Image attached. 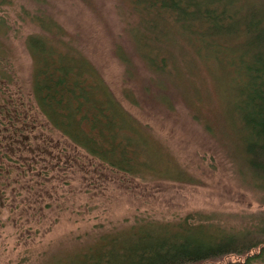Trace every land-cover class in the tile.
Returning a JSON list of instances; mask_svg holds the SVG:
<instances>
[{"label":"trees","instance_id":"trees-1","mask_svg":"<svg viewBox=\"0 0 264 264\" xmlns=\"http://www.w3.org/2000/svg\"><path fill=\"white\" fill-rule=\"evenodd\" d=\"M34 1L36 8L22 7L21 12L22 21L36 28L24 39L32 63L27 109L37 111L49 131L58 132L125 177L193 183V177L150 125L123 106L75 36L47 11L45 0ZM11 3L0 0V7ZM116 3L126 20L123 30L129 45L115 44V55L124 67V81L138 79L133 62L136 57L147 71L137 80L144 92L168 109L179 97L194 109L195 118L205 120L207 130H215L229 141L232 154L240 161V173L264 205V0ZM8 28L5 18L0 17L1 38ZM213 72L231 95L224 124L199 114L202 103L198 85ZM6 75L0 71L8 82ZM123 95L136 104L132 90L124 88ZM20 101L13 110L7 101L1 109L4 115L9 114L8 121H14L13 114L21 122H14L12 148L3 151L0 146V160L9 159L10 153L16 155L20 134L39 122L36 114L28 117L20 112ZM221 216L191 211L175 219L134 218L132 223L99 232L74 252L43 264L262 262L264 209L235 215L238 220L234 222ZM225 256L235 259L220 262Z\"/></svg>","mask_w":264,"mask_h":264},{"label":"rangeland","instance_id":"rangeland-1","mask_svg":"<svg viewBox=\"0 0 264 264\" xmlns=\"http://www.w3.org/2000/svg\"><path fill=\"white\" fill-rule=\"evenodd\" d=\"M116 2L45 0L43 5L75 36L123 106L150 125L195 181L125 177L58 132L49 131L42 116L27 109L32 63L24 39L36 28L22 21L21 12L22 7L36 8L35 1L12 0L10 5L0 7V17L9 25L0 36V71L9 76L8 82L0 76L2 150L12 148L14 122H21L13 114L14 121H8L9 114L1 111L6 101L13 110L22 98L25 107L20 101V112L28 117L36 114L39 122L25 129L19 142L15 140L20 148L16 155L10 153L9 159L0 160L4 167L0 168V264H43L74 252L99 232L132 223L134 218L175 219L201 211L234 222L238 220L235 215L264 209L258 193L240 173V161L232 154V145L217 131L207 130L205 120L195 118L188 103L178 97L168 109L147 95L137 81L147 71L136 57L133 62L138 79L124 81V67L115 55V44L119 42L125 48L129 45L123 30L126 20ZM200 83L202 104L198 113L224 124L231 97L224 82L213 72ZM124 88L136 95V104L125 99ZM233 259L235 256H225L220 262ZM256 264H264V260Z\"/></svg>","mask_w":264,"mask_h":264}]
</instances>
